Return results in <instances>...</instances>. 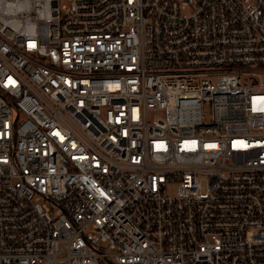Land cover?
Segmentation results:
<instances>
[{
  "label": "built area",
  "instance_id": "1",
  "mask_svg": "<svg viewBox=\"0 0 264 264\" xmlns=\"http://www.w3.org/2000/svg\"><path fill=\"white\" fill-rule=\"evenodd\" d=\"M101 258L264 264V0H0V264Z\"/></svg>",
  "mask_w": 264,
  "mask_h": 264
},
{
  "label": "rangeland",
  "instance_id": "2",
  "mask_svg": "<svg viewBox=\"0 0 264 264\" xmlns=\"http://www.w3.org/2000/svg\"><path fill=\"white\" fill-rule=\"evenodd\" d=\"M173 193V188H171L169 190V194H172ZM98 263L99 264H110L107 260H105L104 258H101V259H98Z\"/></svg>",
  "mask_w": 264,
  "mask_h": 264
}]
</instances>
